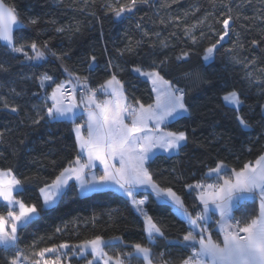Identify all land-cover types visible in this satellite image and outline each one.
Returning <instances> with one entry per match:
<instances>
[{
  "label": "trees",
  "instance_id": "1",
  "mask_svg": "<svg viewBox=\"0 0 264 264\" xmlns=\"http://www.w3.org/2000/svg\"><path fill=\"white\" fill-rule=\"evenodd\" d=\"M4 3L14 6L23 21L14 33L17 46L25 45L24 51L31 56V42L40 47L47 43L43 60H28L24 53L0 45V63L6 68L0 70V169H12L23 182L18 199L42 204L39 189L51 183L78 154L72 121L45 116L39 124L32 123L45 114V105L50 106L47 95L55 84L67 81L65 67L81 78V84L87 78L93 88L115 74L129 104L139 100L148 105L154 102L152 89L133 69L150 70L167 61L161 74L185 90L189 111L165 128L185 131L187 140L177 153L158 154L147 166L153 179L162 187H171L193 214L201 206L197 192L186 185L200 181L219 161L228 165L230 173L264 154V47L257 46V37L264 34V0H211L210 4L206 0H140L131 13L119 18L109 6L119 8L129 0ZM226 15L233 17L230 35L205 63L204 49L219 39ZM28 19L37 23L29 24ZM185 51L189 57L177 61ZM45 74L52 81L41 87L40 78ZM233 90L242 101L239 114L248 128L236 120V106L223 101ZM5 103L16 106L18 112L5 108ZM84 122L78 116L75 124ZM138 196L147 198L144 209L164 233L151 243L142 216L127 197L113 190L80 195L75 183H70L56 205L18 231L16 248L5 251L0 247V264H8L17 249L31 262L38 258L34 253L43 248L61 243L74 246L96 235L110 242L104 250L112 256L133 251V243H143L151 248L155 263L180 264L191 251L182 241L187 222L175 214L171 204L157 201L150 192ZM256 208V203L247 201L233 215L239 218ZM7 211L0 203V214ZM213 223L211 234L219 239ZM127 259L142 264L134 254Z\"/></svg>",
  "mask_w": 264,
  "mask_h": 264
},
{
  "label": "snow or ice",
  "instance_id": "2",
  "mask_svg": "<svg viewBox=\"0 0 264 264\" xmlns=\"http://www.w3.org/2000/svg\"><path fill=\"white\" fill-rule=\"evenodd\" d=\"M138 2L140 0H129L127 5L119 8L109 7L115 17L119 18L124 13H131ZM232 22L231 15L223 18V32L214 44L204 49V60L211 59L217 45L230 35ZM22 23L15 7L0 0V45L13 53H24L28 60H43L47 43L40 47L35 41L31 42L28 45L34 53L31 56L24 51L25 45H16L14 26ZM27 23L35 25L37 21L28 19ZM253 44L256 42L253 41ZM127 50L131 51L130 48ZM51 54L56 55L54 52ZM189 55L185 51L176 59L182 61ZM92 59L95 60V57ZM166 63L161 61L159 65L154 64L150 70L138 66L133 69L147 77L152 86L155 99L148 105L139 100L135 105L127 103L124 85L115 74L93 88L88 85L87 78L81 84V78L65 67L71 79L55 84L52 92L47 95V99L52 101L51 106L45 105V114L32 119V123L39 124L45 116L50 120L72 121L79 152L51 183H45L39 189L43 201L40 205L18 199L14 192L22 188L23 182L13 174L12 169H0V201L6 202L8 208L6 215L0 214V246L5 251L16 248L19 229L54 206L64 194L69 180L74 179L82 193L114 190L127 197L143 218L144 232L149 243L164 233L145 211L147 199H138L137 194L150 189L157 201L171 204L175 214L189 226L182 239L185 247L191 251L180 264H264V154L259 155L254 162L244 163L239 169L232 168L230 173L226 171L228 165L219 161L215 167L208 169L200 181L186 185L197 192L196 200L202 206L195 214L189 211L171 187H162L153 179V173L147 166L153 154L158 150L174 152L187 140L185 131L165 130L169 120L189 111L185 90L161 74L160 68ZM0 70L6 71L2 63ZM40 80L43 87L45 81H52V77L45 74ZM78 90L81 92L79 101L76 98ZM100 94L105 98L99 99ZM223 100L230 106H236V120L248 128V122L239 114L242 101L238 92L233 90L226 93ZM4 107L10 108L13 113L19 110L7 103ZM81 108L86 120L84 124H75ZM85 126L86 134L82 132ZM2 136L3 133H0ZM85 156L86 160L83 159ZM97 161L103 166L101 175L91 173ZM213 176L215 178L207 182ZM247 201L257 204L254 213L239 218L234 216L233 212ZM213 215L218 216L215 225L219 239L213 238L209 227ZM56 231L61 229L57 228ZM109 243L101 235H96L72 247L80 253L90 249L92 256L102 259L103 264H131L127 258L133 254L142 258L143 264H154L151 248L147 244L133 243V251L112 256L104 250ZM69 247L68 243H61L43 248L34 253L39 259L34 260L33 264H41V261L43 264H60L59 250ZM48 253L56 254L55 258H45ZM28 261L29 257L23 250L17 249L8 264H28ZM88 264H94V261L90 260Z\"/></svg>",
  "mask_w": 264,
  "mask_h": 264
},
{
  "label": "crops",
  "instance_id": "3",
  "mask_svg": "<svg viewBox=\"0 0 264 264\" xmlns=\"http://www.w3.org/2000/svg\"><path fill=\"white\" fill-rule=\"evenodd\" d=\"M52 92V90L49 92V94ZM49 100V99H48ZM127 101V100H126ZM128 103V102H127ZM51 105V104H50ZM67 121H69V120H67ZM167 125V124H166ZM166 125H165V127H166ZM166 129V128H165ZM76 144H77V142H76ZM78 148V147H77ZM78 152H79V149H78ZM83 159H85L86 160V156L85 157H83ZM215 177L213 176V177H211V178H209V180L207 181V182H211V180L212 179H214ZM70 183H75V185H76V187H77V190H78V193L80 194V195H84V194H88V193H82L81 194V191H80V189H79V186H78V184H77V182L73 179V180H69V182H68V185L70 184ZM66 189V188H65ZM140 192H145V191H140ZM139 192V193H140ZM147 192H150V191H147ZM138 193V194H139ZM151 193V192H150ZM138 194H137V198L138 199H145L146 197H144V198H140L139 196H138ZM152 194V193H151ZM41 195V194H40ZM153 197L155 198V196L153 195ZM42 198V197H41ZM147 199V198H146ZM156 199V198H155ZM157 200V199H156ZM199 202V201H198ZM42 203H43V201H42ZM145 206V205H144ZM201 206V205H200ZM133 207V206H132ZM173 207V206H172ZM201 208H202V206H201ZM135 210V209H134ZM136 211V210H135ZM140 214V213H139ZM216 219H218V216L217 215H213L212 216V220H211V222L210 223H212V222H214L213 224H214V230L217 232V234H218V231H217V229H216V225H215V221H216ZM209 227H210V224H209ZM219 236V235H218ZM157 237H161V236H157ZM182 241H183V239H182ZM152 252V251H151ZM59 254H61V261H60V264H88V261H90V260H92V261H94V264H103V260L102 259H100L99 257H93L92 256V254H91V250L90 249H87L84 253H80L79 252V250L78 249H73V247L72 246H70L69 248H67V249H61V250H59ZM55 255L56 254H51V253H48V254H46V256H45V258H49V259H54L55 258ZM110 255V254H109ZM134 256H136L135 254H134ZM137 257V256H136ZM138 258V257H137ZM37 259H39V257L37 258ZM138 259H140L141 261H142V258H138ZM41 264H43V261H41ZM142 264H143V261H142ZM154 264H162V263H155L154 262Z\"/></svg>",
  "mask_w": 264,
  "mask_h": 264
},
{
  "label": "rangeland",
  "instance_id": "4",
  "mask_svg": "<svg viewBox=\"0 0 264 264\" xmlns=\"http://www.w3.org/2000/svg\"><path fill=\"white\" fill-rule=\"evenodd\" d=\"M210 2H211V0H206V3L207 4H210ZM257 46H259L261 49L264 47V34H261V35H259L258 37H257ZM212 59V58H211ZM211 59H209V60H204L203 59V61L205 62V63H208V62H210L211 61ZM134 73H136V72H134ZM138 76H140L142 79H144V80H146V81H148V79H147V77H144V76H141L139 73H136ZM148 83H149V85H150V87H151V89H152V86H151V84H150V82L148 81ZM153 95H154V99H155V94L153 93ZM125 96V95H124ZM98 98L99 99H104L105 97L102 95V94H100L99 96H98ZM49 102H50V104H52V101L49 99L48 100ZM224 101V100H223ZM127 102V101H126ZM224 103L226 104V105H228L225 101H224ZM51 106V105H50ZM230 106V105H229ZM138 107V106H137ZM187 113H185V114H183V115H186ZM78 116H82V118L84 119V121L86 120V115H84L83 114V109L81 108L80 110H78V113H77V118H78ZM182 116V115H181ZM181 116H179V117H181ZM178 118V117H177ZM176 119V118H175ZM174 119H172V120H169L168 122H167V124H169V123H171L172 121H173ZM75 121H76V119H75ZM74 126V125H73ZM74 128V127H73ZM166 130V129H165ZM82 132H84L85 134H86V126L82 129ZM74 136H75V139H76V134H75V132H74ZM76 142H77V140H76ZM184 143V142H183ZM183 143H182V145H183ZM179 150V149H178ZM178 150H176V151H174V152H167V153H165V152H163V151H156L154 154H153V156L151 157V159L153 158V157H155L156 155H158V154H166V155H171V154H175V153H177L178 152ZM150 159V160H151ZM117 163V165H118V161L116 162ZM95 167L91 170V173L92 174H94V175H101L102 173H103V166L102 165H100L99 164V162L97 161V162H95ZM78 184V183H77ZM114 191V190H113ZM147 191H150L151 192V190L149 189V190H147ZM114 192H116V193H119L118 191H114ZM89 193H91V192H89ZM81 194H82V192H81ZM56 205V204H55ZM135 209V208H134ZM136 210V209H135ZM34 261H31V263H33Z\"/></svg>",
  "mask_w": 264,
  "mask_h": 264
},
{
  "label": "water",
  "instance_id": "5",
  "mask_svg": "<svg viewBox=\"0 0 264 264\" xmlns=\"http://www.w3.org/2000/svg\"><path fill=\"white\" fill-rule=\"evenodd\" d=\"M20 28H21V25H16V26H14V33H15L18 29H20ZM64 77H65L66 80L71 79V77H70L67 73H65V72H64ZM20 190H21V189H20ZM20 190H18L17 192H14V195L16 196V194H17L18 192H20ZM0 203L4 204V205L6 206V202L0 201ZM6 207H7V206H6ZM33 220H34V219H33ZM33 220H32V221H33ZM27 225H28V224H27ZM27 225H26V226H27ZM26 226L20 228L19 230L25 228ZM0 247L3 248L2 246H0Z\"/></svg>",
  "mask_w": 264,
  "mask_h": 264
},
{
  "label": "built area",
  "instance_id": "6",
  "mask_svg": "<svg viewBox=\"0 0 264 264\" xmlns=\"http://www.w3.org/2000/svg\"><path fill=\"white\" fill-rule=\"evenodd\" d=\"M80 94H81V92H80V90H78L77 93H76L77 101H79V99H80ZM28 264H33V263H31L30 261H28Z\"/></svg>",
  "mask_w": 264,
  "mask_h": 264
}]
</instances>
